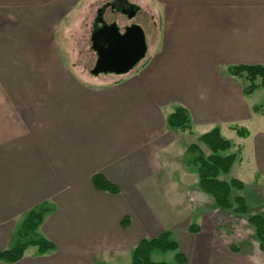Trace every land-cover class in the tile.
Masks as SVG:
<instances>
[{
  "label": "crops",
  "instance_id": "crops-1",
  "mask_svg": "<svg viewBox=\"0 0 264 264\" xmlns=\"http://www.w3.org/2000/svg\"><path fill=\"white\" fill-rule=\"evenodd\" d=\"M95 3L0 0V251L13 243L23 215L45 201L55 209L40 231L56 245L48 253L29 246L19 261L0 264H119L122 255L130 263L141 238L164 230L172 231L185 264H264L245 216L230 213L233 229H219L228 210L214 200L207 207L199 200L206 193L195 190L197 231L190 230L192 216L187 227L157 226L146 189L174 188L182 151L167 118L181 103L196 125L220 124L224 135L243 125L237 123L258 121L255 129L246 126L247 137L236 132L234 148L241 146L238 164L249 173L242 180L248 213L264 216V107L226 71L264 65V0H157L164 15L157 51L122 79L74 68V55L62 47L79 12ZM187 46L199 49L186 59ZM95 173L120 192L96 188Z\"/></svg>",
  "mask_w": 264,
  "mask_h": 264
},
{
  "label": "trees",
  "instance_id": "trees-1",
  "mask_svg": "<svg viewBox=\"0 0 264 264\" xmlns=\"http://www.w3.org/2000/svg\"><path fill=\"white\" fill-rule=\"evenodd\" d=\"M233 76L247 78L248 85L244 88V94L249 96L256 89L264 86V65L263 64H236L229 68ZM258 111V107H255ZM167 123L170 128L181 131H193L192 119L189 110L178 105L168 115ZM240 137H247V127L233 125ZM199 143L193 142L187 147L184 162L187 166H196L199 175L198 188L210 195L216 206L231 211L234 214L245 216L253 226L260 248L264 250V216L249 215L248 203L242 191L245 183L239 178L224 179L222 176L228 174L236 161L240 160L241 146L238 151H231L235 143L222 133L220 127L216 126L202 133L198 138ZM201 143L208 147L209 153L201 146ZM92 180L96 188L110 193L120 192L119 186L109 180L103 173H95ZM239 193L233 196L234 191ZM55 209V205L45 201L23 215L15 232L13 244L0 251V260L4 262H16L24 257L29 246H37L40 253H48L56 249L53 241L44 236L40 226L45 216ZM124 226L129 224L127 217L123 220ZM198 226H190L191 231H197ZM175 252V259L179 264H185L187 258L180 250V246L171 230H164L154 237H143L132 251L130 264H167L165 261H155L153 254L157 252ZM98 264H109L101 262Z\"/></svg>",
  "mask_w": 264,
  "mask_h": 264
},
{
  "label": "rangeland",
  "instance_id": "rangeland-1",
  "mask_svg": "<svg viewBox=\"0 0 264 264\" xmlns=\"http://www.w3.org/2000/svg\"><path fill=\"white\" fill-rule=\"evenodd\" d=\"M95 1H96L95 3L96 6L90 7V5H87V7H84L83 10L79 12L78 17L80 18V22L78 24V27L76 26V29L71 31L70 39L69 40L64 39V45H62V47L64 48V52L74 55V59L76 61H73V63H71L74 66V68L84 70L87 73H90V70L94 65L95 54L93 53L92 48L89 44L88 34L86 33V30H84V25H85V21H88L90 17L94 15L97 7L102 5V0H95ZM131 1L140 3L143 6L141 8L142 14L138 16L137 19L141 20L146 26L145 28L147 30V43H148L147 55L134 68V70L136 71L140 67H142L147 61H149L152 58V56L155 54V52L157 51V43L159 42V39L162 33V30H160L158 27V23L164 20L163 18L164 15L162 14L160 3H157V0H131ZM81 7L82 6H80V9H82ZM189 47L190 46H187L186 48V51L189 50V53L183 54L182 58L187 59L190 53L191 55H193L194 53H196V50L199 49L198 46H192L190 48ZM183 51H185V49H182L181 52ZM185 65L190 67V65L188 64H185ZM185 65L183 64V66ZM180 71L182 72V68H180ZM226 71L229 72V69H226ZM174 73L177 74L178 70L175 69ZM127 75L111 76V78L115 77L116 79H120V78L122 79L123 77ZM237 79L240 85H242L244 88L246 85L249 84L248 83L249 81L247 80V78L236 77V80ZM254 93L255 94L252 97L253 103L255 102L254 104H257L259 106L261 105V107H264V90L256 89ZM179 104L181 103H178V105ZM178 105H176L173 109L175 110V108ZM255 117H259V116L255 115ZM237 124H243L240 126H243V127L247 126L248 128L255 129L258 127L259 123L258 121H254L253 123L248 122V121H242ZM192 126H193L192 132H189V131L182 132L180 129H175L176 136L178 137L177 138L178 142L176 143L179 145L182 151V155L180 157H177L175 160L177 167H175V174L173 175L174 176V188L170 187L168 191L166 190L157 191V189H155L154 187L155 185L153 184L150 187L147 186L146 188L147 196L149 197V201H150V206L152 207V209L155 212V215L157 216V217L155 216L157 218L155 219V224L157 226L159 225L161 226L169 225L170 226L174 223H180V224H184L187 227L188 219L191 216H192L191 225L193 226L198 225V222L196 221L197 215L198 216H201V215L199 214L195 215V212L198 213V211L200 210H198V208L196 207L195 208L193 207V204L190 199V195H194L193 198L195 199L199 198L198 195H196L197 193L195 192V190L201 191L197 186V183H198L197 180H199V175L197 172V167L187 166L184 162L185 157L182 158V156L184 154L186 155L187 147L191 143L193 142L199 143L198 141L199 136L202 133L212 129L213 127L204 129L205 127H200L196 125L193 119H192ZM216 126L222 128L220 124H217L214 127ZM224 128L225 127H223V129ZM223 132H225V135L228 138H230L233 142L237 141L236 132H233L229 129H224ZM201 146L205 149L206 153H209V149L207 146L203 145L202 143H201ZM238 147L237 149L233 148L231 151H238ZM176 148H178L177 145H176ZM238 161L235 162L231 171L228 174H225L222 176L224 179L229 180L231 178H239L241 180H245L249 176V173L247 172V170L244 169L242 166H240V164H238ZM170 176L171 175H169V177ZM237 193H239V191L235 190L233 193V196L237 195ZM199 195H200L199 200L202 201V199H205L206 201L205 203L207 204V207H209L208 206L209 203L210 205H212L213 198L210 195H207V194L206 196L203 194H199ZM218 213L220 212L218 211ZM222 213H223V219L221 221V224L219 225V229L231 231L233 228L231 225L226 224V222L228 221L226 217L231 216V214L233 213L231 211H228V212L223 211ZM240 219L242 220V218ZM243 223L246 224L247 222L244 221ZM123 256L124 255L120 256L121 258H120L119 264H130L132 257H130V263L129 262L127 263L126 261H124ZM153 259L155 261H165L167 262V264H177L174 251H169L165 254L161 252L154 253Z\"/></svg>",
  "mask_w": 264,
  "mask_h": 264
},
{
  "label": "water",
  "instance_id": "water-1",
  "mask_svg": "<svg viewBox=\"0 0 264 264\" xmlns=\"http://www.w3.org/2000/svg\"><path fill=\"white\" fill-rule=\"evenodd\" d=\"M104 36V45L95 46L98 59L91 71L94 75L111 73L124 75L131 72L147 55L148 43L144 29L132 24L125 33L119 32L116 23L104 25L94 34Z\"/></svg>",
  "mask_w": 264,
  "mask_h": 264
},
{
  "label": "flooded vegetation",
  "instance_id": "flooded-vegetation-1",
  "mask_svg": "<svg viewBox=\"0 0 264 264\" xmlns=\"http://www.w3.org/2000/svg\"><path fill=\"white\" fill-rule=\"evenodd\" d=\"M141 12V7L131 2L130 0H107L102 5L97 7L88 31L89 44L92 48L93 53L95 54V61L93 67L90 70V74H92L91 71L93 70L98 59V53L95 49V46L105 44V38L103 35L98 34L96 38H94V34L98 32L99 28H102L104 25H110L112 23L117 24L119 32L121 33H125L128 26L132 24H139L144 29L147 38V30L145 28V24L141 20L137 19L138 16L142 14ZM104 74L105 73H100L99 75Z\"/></svg>",
  "mask_w": 264,
  "mask_h": 264
}]
</instances>
